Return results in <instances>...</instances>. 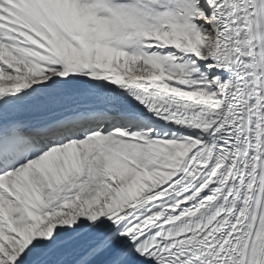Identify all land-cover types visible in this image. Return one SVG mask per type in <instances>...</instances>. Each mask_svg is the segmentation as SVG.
Masks as SVG:
<instances>
[{"label":"snow or ice","instance_id":"1","mask_svg":"<svg viewBox=\"0 0 264 264\" xmlns=\"http://www.w3.org/2000/svg\"><path fill=\"white\" fill-rule=\"evenodd\" d=\"M0 264H264V0H0Z\"/></svg>","mask_w":264,"mask_h":264}]
</instances>
